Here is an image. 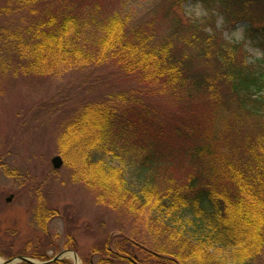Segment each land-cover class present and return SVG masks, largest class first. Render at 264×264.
I'll return each instance as SVG.
<instances>
[{"label":"trees","instance_id":"trees-1","mask_svg":"<svg viewBox=\"0 0 264 264\" xmlns=\"http://www.w3.org/2000/svg\"><path fill=\"white\" fill-rule=\"evenodd\" d=\"M35 1L20 0V3L32 7ZM184 1L166 0L168 4L159 19L152 18L153 24L157 20V24L167 23L172 29L171 37L162 36L158 40L153 37L151 22L125 28L123 18L110 15L87 23L88 16L83 18L67 9L56 12L47 9L41 17L37 15L36 19L27 21L21 31L1 30L0 25V75L47 77L62 65L90 64L94 54L97 60L110 56L123 72L137 74L148 82V91L166 95L183 108L198 100L197 105L205 113L203 131H194L198 136L193 147L181 151L194 167L176 179L171 172L159 171L161 166L167 168L182 160L168 148L164 125L153 124L155 127L145 140L143 126L141 130L137 128L144 121L131 116L127 95H108L84 102L73 112L66 127L86 126L94 130V143L85 149L86 164L96 163L102 170L100 175L114 176L113 188L107 181L106 189L99 188L100 202L113 209L122 207L135 222L143 220L150 224L147 235L141 236L129 228L118 231L113 238L106 236L102 244L92 247V252L83 259L84 264H209L212 261L227 264L224 258L219 262L214 256L213 250L219 247L229 250L232 264H249L262 254L264 60L247 61L243 41L222 37L211 10L201 20H186L189 30L180 29ZM203 2L209 6L216 2L227 25L246 20L248 34L254 29L264 44V0ZM87 33L93 45L85 38ZM116 97H121L122 103H115ZM185 126V122L175 126L172 132L185 136L188 131ZM127 128L135 130L133 146L129 149L121 137L113 139L110 134L115 131L123 136ZM120 153L133 156L132 164L139 178L134 186L127 182L122 167L105 160L106 155ZM80 174L85 182L88 170L80 168ZM7 199H0V203ZM45 211L40 207L36 213L43 224L55 216L52 210ZM42 230L46 238L47 231ZM47 240L45 246L40 243L36 250L20 248L11 252L48 260L44 250L51 246L52 240L48 236ZM68 240L75 246L73 236H68ZM3 249H0L2 256L12 257V253ZM91 254L98 255L96 262L91 260ZM43 264L69 262L57 259Z\"/></svg>","mask_w":264,"mask_h":264},{"label":"rangeland","instance_id":"rangeland-1","mask_svg":"<svg viewBox=\"0 0 264 264\" xmlns=\"http://www.w3.org/2000/svg\"><path fill=\"white\" fill-rule=\"evenodd\" d=\"M35 2L37 3L32 8L30 5H23L20 0H0L1 30L7 28L21 31L27 21L32 17V20L36 19L37 15L41 17L47 9L51 12H56L54 10L57 9L73 10L83 18L88 16L90 19L86 18L87 23H93L91 19L96 22L112 15L123 18L125 28L135 23L145 25L151 22L152 25V18L158 20L168 4L166 0ZM216 4L212 2L209 6L203 0L184 1L181 10L183 12H180L184 18L178 24L180 29L183 27L189 30L186 20H201L207 17L211 10L216 15V25L220 28L222 37L229 41H243L247 61L256 58L264 60V44L260 35L254 29H250L248 34L249 24L246 20L227 25ZM157 20L152 26L154 39L171 37L172 29L168 24H157ZM85 38L93 45L92 39L89 41V33ZM192 50L193 48H190V51ZM93 59L90 64L82 67L62 65L56 73L47 77L0 75V199L3 201L6 197L9 198L0 203V249H7L12 256L16 255L11 251L20 248L31 251L39 248L40 243L45 246L48 236L52 243L50 242L51 246L44 251L50 260L64 259L69 264H76L78 259L79 264H84L83 259L92 252V247L102 244L106 236L113 238L118 231L129 228L141 236L149 232L147 228L150 224L147 220V224L143 220L135 222L127 210L122 207L113 209L98 199L97 192L99 188L106 189V181L113 188L114 176L100 175L102 170L98 168V164L89 165L83 159L86 155L85 149L94 143V130L86 126L66 127L73 112L84 102L97 101L108 95H127L131 116L144 121L137 128L141 130L140 127L143 126L146 132L145 140L155 126L164 125L168 148L171 147L172 153L182 159L167 168L161 166L159 171L165 174L171 172L177 179L194 167L181 151L193 147L198 136L195 130L203 131L205 113L197 105L198 100L194 99L183 108L180 104L173 103L166 95L148 91V82L143 81L137 74L123 72L116 60L110 56L105 60H97L94 54ZM120 98L116 97L115 103H122ZM130 99L132 100L129 101ZM184 122L188 130L185 136L172 132L175 126H181ZM110 134L113 139L121 137L128 146L126 149L133 146L134 129L127 128L123 136L121 132L115 131ZM54 155H60V167H53L51 158ZM105 160L123 168L130 186L138 183L139 178L136 176L137 171L132 164L133 156L130 153L106 155ZM80 168L88 170V179L85 182L81 179L83 176L79 175ZM114 188L116 189L117 185ZM40 207L47 212L52 210L55 216L46 219L44 224L39 222L36 213ZM41 228L46 229V238L42 236L44 232ZM68 236H73L75 246L72 241L69 242ZM69 251L72 254L65 253ZM213 252L219 262L224 258L227 264H232L229 250L219 247ZM27 257L38 262L37 264L50 261ZM97 257L98 255L91 254L93 262H96ZM7 258L9 257L0 254V262ZM19 262L22 261H15L13 264ZM216 262L218 261L209 264H218ZM249 264H264V247L262 254Z\"/></svg>","mask_w":264,"mask_h":264},{"label":"water","instance_id":"water-1","mask_svg":"<svg viewBox=\"0 0 264 264\" xmlns=\"http://www.w3.org/2000/svg\"><path fill=\"white\" fill-rule=\"evenodd\" d=\"M51 162L53 167H60V165L62 164V159L60 157V155H54L51 158ZM59 257V256H56ZM15 261H25V262H30V263H34L37 264L38 262L33 261L32 259H30L29 257L23 256V255H17V256H13L11 258H7L6 260L0 262V264H13Z\"/></svg>","mask_w":264,"mask_h":264},{"label":"bare ground","instance_id":"bare-ground-1","mask_svg":"<svg viewBox=\"0 0 264 264\" xmlns=\"http://www.w3.org/2000/svg\"><path fill=\"white\" fill-rule=\"evenodd\" d=\"M65 253H68V254H72V252H65ZM76 264H79V261H78V259H76Z\"/></svg>","mask_w":264,"mask_h":264}]
</instances>
